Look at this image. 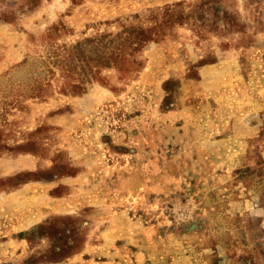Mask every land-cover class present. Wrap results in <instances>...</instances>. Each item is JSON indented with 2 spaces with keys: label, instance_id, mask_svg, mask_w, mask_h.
Returning <instances> with one entry per match:
<instances>
[{
  "label": "rangeland",
  "instance_id": "1",
  "mask_svg": "<svg viewBox=\"0 0 264 264\" xmlns=\"http://www.w3.org/2000/svg\"><path fill=\"white\" fill-rule=\"evenodd\" d=\"M0 264H264V0H0Z\"/></svg>",
  "mask_w": 264,
  "mask_h": 264
}]
</instances>
